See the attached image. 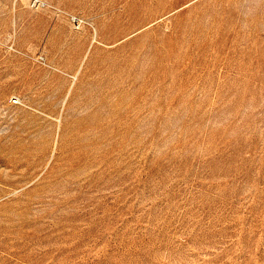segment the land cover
I'll return each mask as SVG.
<instances>
[{"label": "rangeland", "instance_id": "obj_1", "mask_svg": "<svg viewBox=\"0 0 264 264\" xmlns=\"http://www.w3.org/2000/svg\"><path fill=\"white\" fill-rule=\"evenodd\" d=\"M0 264H264V0H0Z\"/></svg>", "mask_w": 264, "mask_h": 264}]
</instances>
